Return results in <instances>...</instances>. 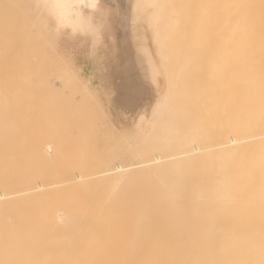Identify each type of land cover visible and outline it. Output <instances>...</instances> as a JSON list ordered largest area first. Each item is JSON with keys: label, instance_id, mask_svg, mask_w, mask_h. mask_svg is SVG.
Listing matches in <instances>:
<instances>
[{"label": "bare ground", "instance_id": "6f19581e", "mask_svg": "<svg viewBox=\"0 0 264 264\" xmlns=\"http://www.w3.org/2000/svg\"><path fill=\"white\" fill-rule=\"evenodd\" d=\"M17 1L0 5V236L17 264H233L263 251L264 0L174 1L155 66L126 51L137 0H102L117 47L108 60L121 62L114 102L137 128L105 156L83 149L99 117L82 115L85 87L67 67L51 79L46 21Z\"/></svg>", "mask_w": 264, "mask_h": 264}, {"label": "rangeland", "instance_id": "374dc122", "mask_svg": "<svg viewBox=\"0 0 264 264\" xmlns=\"http://www.w3.org/2000/svg\"><path fill=\"white\" fill-rule=\"evenodd\" d=\"M16 1L17 0H2V1L0 0V5L2 4L1 2H3L4 3L3 4V7H4V6H7L9 3H15ZM19 1L21 3H23V4L26 3V5L28 6V7L25 6L26 8L24 7L26 10L27 9L29 10V8L32 5L31 4L32 1H30V0H27V2L29 3V5L27 4L26 0H24L25 2L22 1V0H19ZM138 1H139V3H138ZM174 1H176V0H165V3H163L164 4V7H163V4L161 3L162 5H160L161 6V10H160V14H159V21L157 19H155L156 8H157L158 0H137L136 1L137 4H138V5H136L137 6L136 9H137V13H138V17H137L138 22H136V29H135V31H132V37H133L132 40H133L134 48H133V46L126 47V51L128 53H129V51H132V52H134V55L133 56L138 57V58L140 57V59H143V56H144L143 52L144 51H147V52H149V54H152L151 55L152 58H153L152 64L155 66L154 57L155 58L157 57L155 55H158L161 51L164 52L163 50L167 49L166 45L163 44V42H164L163 40H165V38L168 39V35H166L164 37V35L167 34L168 32H165L164 33L162 31L164 33V35H162V32H160V29H161V27L163 25H166L168 27L174 26L173 25L174 24V16H173V14H168L166 20L165 21L162 20V9L163 8L164 9H167L170 5L171 6H175V5L177 6L178 3L177 2H174ZM179 5H181V4H179ZM101 7L102 8H105V5L103 6V4H101ZM108 7H110V6H107V8ZM109 9H111V8H109ZM28 10H27L28 16L29 17L30 16L32 17L33 16L32 11L29 12ZM110 12H111V10H110ZM107 13L105 15V21L103 19L104 14H102L101 16H99L97 18V20H96L97 26L99 27V29H100V31L102 33V42L100 43V45H99V47L97 49H94L93 48L91 42L86 37L70 38L67 35H65L58 43H56L57 45L56 44H55V46L50 45L49 46L50 48L48 49L47 48L48 45H47V43H45L46 34H47V26H46V23L44 22L45 23L44 24L45 25L44 27H41L40 25H38L39 29L37 28L38 30L41 29L40 32L43 33V34L42 33L41 34L39 33L40 35H42L41 38L43 37V39H44V37H45L44 42H42V45H41V47H44V48H42L41 50L44 49L46 51L45 53L46 54L48 53L47 60L50 57L49 60H51L52 62H54V64L52 63V67L53 66H56L57 64H59L56 67H53L52 68V71L50 72V75L53 74V73L54 74L52 75L53 77L51 79L56 78V75L57 76L60 75V71L57 72L58 71L57 69L61 70V67H63V68L64 67H67L68 69L67 68H64V70L67 69L66 71H68V73H69V78H67V79H70V80H68V81H71V80L74 81V82L76 81L75 83L77 85L75 84V87L78 86L77 87L78 89H79V87H80V89H81V87H85V90L87 92L86 93L87 96L84 95L86 97V100H85L86 103L84 102V104L82 105L81 104V100H80V102L77 101V99L79 98V96H77L78 95L77 93H78L79 90H76V92H72L74 94H77L76 96L73 94L74 95L73 96L72 93H71V95L73 96L72 97L69 94L68 89L66 90L65 88H63L60 85L62 87V91L61 92L64 93V95H66V91H67V93H68L67 95H69L71 97V99L73 98L74 100L77 101L78 104L81 105L80 108H82L81 109V112L83 113V114L81 113L82 115H86V116L87 115H90V116L91 115L92 116L98 115L100 117V118L97 117L96 119H94L96 116L93 119L90 118L91 121L89 120L90 121V124L89 125L87 123L88 122V120H87L86 123L88 125V129H89L88 133L89 134L87 135V139H86V142H85V148H83L86 151V153L88 151H90L89 149H91V151H90L91 153L90 152L87 153V154L90 153V155H94L95 152H96V151L94 152L92 149L97 150L96 155H100V156H105V154H106L105 151L106 152L109 151L108 150L109 147L114 146L116 143L118 144V139H120L119 137H122V134H124V136H129L130 137V135L133 133V130L137 129L136 126L133 127L134 129L131 128V127H128V125H129L128 123L134 121L133 118H132V116L130 114L126 113L122 108H119L116 105V103L114 102V100H115V98L117 96V88L113 84L114 83V82H112L113 80H110L109 75H113V73L115 72V70L120 66L121 62L120 61H118V63L117 62H110L108 60V59H113V54H114L113 52H115V50H117V47L115 46V43H114L115 36H113V34L110 32V30H109V32L107 31L109 28H106L105 27V25H107V27H108V24H109L108 20H106L107 19V16H108ZM167 13H168V11H167ZM19 17H25V15L23 13H21V14H15L14 15V18L15 19H18ZM9 18L10 17L7 16L6 14H3L2 15V12H1V9H0V20L2 22H4L5 20H8ZM38 20H39V16H38ZM40 21L38 22V24L40 23L42 25L43 22L41 23ZM102 22H104V23H102ZM181 22H182V25H183L184 28L181 27L182 26L180 24ZM188 23H190V22H188L185 19L184 20L183 19H180L179 22H178V29H179V26H180V29L182 30V32H184L185 30L188 29L187 28L188 25H186ZM102 25H104V26H102ZM184 25L186 26V28H185ZM103 29H105V30H103ZM188 32L189 31H186V33H188ZM16 33H19V31L16 30ZM162 36H163V40H161L162 39ZM161 43L163 44V46H164L165 49H163V48L162 49H159V47H161V45H162ZM164 43H167V41L164 42ZM156 44H157V46H155ZM51 47H53L52 48L53 50L51 49ZM151 50H152V52H156V53H154L155 55H153V53H151ZM51 52H52V54H51ZM55 53H57L58 55H56ZM54 56H56V57L54 58ZM51 57H53V58H51ZM59 58H60V60H59ZM62 61H63V63H62ZM118 64H119V66H118ZM64 70H62V71H64ZM55 71L57 72V74H56ZM62 71H61V75H63L62 74ZM63 73H64V76H65V71ZM64 76H63V78H64ZM67 79L65 81H67ZM65 81H63V82H65ZM68 81H67V83H68ZM117 82H120V80H117ZM71 83L74 85L73 82H71ZM63 86H65V85H63ZM67 87H68V85H67ZM89 87H92L93 89L92 88L90 89ZM68 88H70V87H68ZM64 89L66 91H64ZM71 89L74 90L73 88H70V90ZM87 89H90V91H88ZM81 91H83V89ZM48 93H49V95L51 94V96L48 97L49 98V101H50L51 100V97H53L52 96L53 93L50 92V91ZM62 93H61L62 98H65V97L66 98L67 97L69 98V96H67V95L65 97H63V94ZM53 95H55V94H53ZM84 96L82 95L81 98H83ZM159 96H161V95H159ZM85 97H84V99H85ZM90 97H92V98H90ZM71 99H69V100H71ZM71 101H73V100H71ZM85 104H86V107L85 108H87V107L89 109L92 108L91 111H93L94 113L89 112V111L86 110V112L84 114V111L83 110H85V108H84ZM117 110H118V113H117ZM86 113H88V114H86ZM146 114H147V112H146ZM148 114H149V112H148ZM117 116H119V117H117ZM129 117L132 118V119H130ZM140 118H137L136 121L140 120ZM99 119H100V121H99ZM126 120H128V121H126ZM126 123L128 125H126ZM99 124H100V126H99ZM125 125L127 126V128H126ZM95 126L96 127L98 126L97 127V131H96V128L94 129ZM112 128L114 130H112ZM128 128H130V131L125 130V129H128ZM123 129H124V131H121ZM131 129H133V130L131 131ZM90 131L92 133H90ZM105 131H107V132H105ZM118 132H120L122 134H120ZM93 133H94L95 136H93ZM105 133H108L109 139L106 138V137H108V135H106ZM126 133H128V134H126ZM112 135H115V136H113L114 138H112ZM73 137H75V135H73ZM91 138H92V140H90ZM112 140H114V143H113ZM116 140H117V142L115 143ZM86 144H88V145H86ZM72 150L70 149V151H72ZM102 151H104V152H102ZM125 151H123V152H121V153L118 154V156H117L118 159L117 160H121L122 157L125 156V154L126 155L128 154V151H126L127 153H125ZM93 152H94V154H93ZM98 153H101V154H98ZM4 239H5L4 237L1 238V236H0L1 242L4 241L3 244H0V246H1V248H0V252H1L0 253L1 254L0 255V258L3 259V260L0 259V263L1 264H12L10 262H12L14 260L15 264H17L18 262H16L15 258H13L12 257V254H11V253H13V251L11 249L12 247L10 246V243H9V242H11V240L10 239L4 240ZM7 241L9 243V246L6 245ZM254 247H256V249L259 247L260 249H263V251H264V245H260V246L258 245V247L257 246H254ZM10 249H11L12 252L10 251ZM263 251L260 250L258 252L259 254L256 251H254L253 254H251V255L249 253L248 254L249 256H253L255 253L257 254V256L256 255L253 256L255 259H253L251 257L253 260L252 259L251 260L250 259L247 260V258L249 256L248 257L245 256V257H247L246 260H245L243 257L241 258V256L239 255L241 259L238 256L237 259L236 258L233 259V261L235 263H233V261H231V263H233V264H237V263L238 264H241V263H243V264H251V263L254 262L255 264H260V263L262 264V262L264 261V252ZM9 252H11V253H9ZM2 254H3V256H2ZM258 258H259V260H258L259 263L256 262V260ZM235 259L238 262H236ZM245 262H247V263H245Z\"/></svg>", "mask_w": 264, "mask_h": 264}, {"label": "clouds", "instance_id": "9594fccd", "mask_svg": "<svg viewBox=\"0 0 264 264\" xmlns=\"http://www.w3.org/2000/svg\"><path fill=\"white\" fill-rule=\"evenodd\" d=\"M102 0H32L33 11L46 21V41L55 46L65 35L86 37L97 49L102 33L97 26L99 16L108 12Z\"/></svg>", "mask_w": 264, "mask_h": 264}]
</instances>
